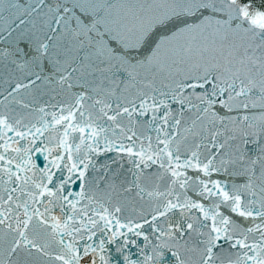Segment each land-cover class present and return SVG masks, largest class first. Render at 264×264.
<instances>
[{"label": "snow or ice", "instance_id": "1", "mask_svg": "<svg viewBox=\"0 0 264 264\" xmlns=\"http://www.w3.org/2000/svg\"><path fill=\"white\" fill-rule=\"evenodd\" d=\"M0 264H264V0H0Z\"/></svg>", "mask_w": 264, "mask_h": 264}]
</instances>
